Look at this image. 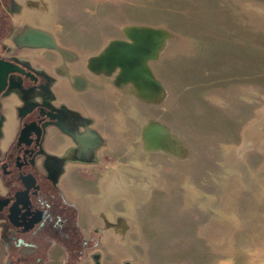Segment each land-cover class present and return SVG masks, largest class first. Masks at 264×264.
<instances>
[{
    "label": "rangeland",
    "instance_id": "rangeland-1",
    "mask_svg": "<svg viewBox=\"0 0 264 264\" xmlns=\"http://www.w3.org/2000/svg\"><path fill=\"white\" fill-rule=\"evenodd\" d=\"M64 1L54 26L63 35L67 24L78 43L75 31H88L95 46L109 25L166 33L152 61L164 86L159 104L144 103L142 114L121 93L134 123L117 126L129 141L104 184L108 200L117 196L101 206L124 223L116 259L216 264L222 252L233 264H264V0ZM51 3L40 5L52 20ZM119 35L106 32L101 47ZM99 51L85 52L78 71L86 72L82 57ZM138 93L154 100L159 88Z\"/></svg>",
    "mask_w": 264,
    "mask_h": 264
},
{
    "label": "flooded vegetation",
    "instance_id": "flooded-vegetation-1",
    "mask_svg": "<svg viewBox=\"0 0 264 264\" xmlns=\"http://www.w3.org/2000/svg\"><path fill=\"white\" fill-rule=\"evenodd\" d=\"M40 2L0 0V264H130L112 259L124 223L94 187L121 167L125 140L56 34L60 0L49 26Z\"/></svg>",
    "mask_w": 264,
    "mask_h": 264
},
{
    "label": "crops",
    "instance_id": "crops-1",
    "mask_svg": "<svg viewBox=\"0 0 264 264\" xmlns=\"http://www.w3.org/2000/svg\"><path fill=\"white\" fill-rule=\"evenodd\" d=\"M64 2H66V1L60 0L59 6H58L59 13L57 15H59L61 13L62 17L64 14L67 13L66 10H64V8H66L67 3L65 4ZM76 2H77L78 6H79V4H82V2H79L78 0H76ZM76 2L73 4L75 5ZM76 10H77V13H79L80 10H78V8ZM73 12H72V14H73ZM39 14L41 16L43 23H46L47 26L52 24L53 19L51 20V16L46 15L44 18L43 15L41 14V12ZM57 22H55V23H57ZM62 27L64 28V26H62ZM84 27H86V26H84ZM132 27L137 28L140 26L135 25ZM68 29L69 28L67 27V24H66L65 29L59 30L60 32H62L63 35H60V34L59 35L61 36L63 43H66V44H64V46H66V47L69 46L75 52V55L77 56L79 61L81 59L80 57L83 56V54H85V52H88V53L92 52V49L94 47L95 48L98 47L102 51L107 47V45L109 43H111L113 41H127V39L123 35L124 29H125L124 26H115L113 29L114 31H111V26L109 25L107 30L104 31L103 34L100 36L99 42L97 39V43L95 46H94V44L90 43V41H89V37H91V36H88V31H84V30L75 31L78 36H80L82 39H84V41L82 43H78V42H75V40H73L70 37ZM116 31L120 35L118 37L117 36H108L107 41H105V43L107 42L105 44L106 46L104 47V44H103V46L101 47V45H102L101 43H102V40L104 39V36L106 35V32L113 34V33H116ZM58 33L59 32L57 31V28H56V34H58ZM68 42H69V44L71 43V45L67 46ZM76 51H82V54H80L79 52H76ZM101 51L96 52L95 56L91 55V54L90 55L87 54L86 55L87 57H84V58L82 57V59H83L82 65H83V67L85 65L86 72L84 73V72L78 71V73L81 75H84V77H85V78H83V80H85L84 84H87V85L92 84L93 85L92 87L88 88L85 92H86L87 96L90 97L91 100L94 101L93 107L101 105L102 108L107 111V113L109 115L107 123L109 124V128H110V131L112 132L113 138H115V137H120V136H118L117 131H118V128H120L121 122H124L125 124H129V126L130 125L132 126V124L134 123L130 118H128L126 113L124 116L123 108H122L123 103H121L122 102L121 101L122 100L121 93L126 92V93L131 94L132 97L129 100V106L131 108H133V110L140 111L142 114H144L145 113L144 112V103L147 105V107L154 108L153 104L158 103L160 98H162V96L164 95V86L158 80V73H159L158 62L157 63L156 62L153 63L152 61L147 62V67H148L153 79L159 84V87H160L158 96L154 100L145 99L144 97L140 96V94L138 92L149 95V93H151L152 91H156V88H152V87H148V86L147 87L142 86L141 84L133 83V81H130V80H121L118 76V69L117 68L110 73H106L104 70H102V72H101L102 74L100 72L90 70L89 65L91 66L92 62L89 60L92 59L93 56L96 57ZM96 84H97V86H96ZM80 89H83V88H80ZM132 98H134V103L132 101L133 100ZM96 102H98L99 105L95 104ZM138 104L140 106V109H138ZM125 106H127V105H125ZM84 107H86L88 109V107H91V105H84ZM90 111H91V109H90ZM104 123H106V122H104ZM117 126H119V127L117 128ZM124 140H125V144L128 145V141H129L128 135L127 136L125 135ZM105 180H106V178H104L103 181H101L100 183L94 184V187L97 188L99 190V193L100 194L102 193V195H104V193L107 192L104 189ZM125 189H126L125 195H127L128 190H127V188H125ZM110 190H111V187H110ZM110 190H108V191H110ZM115 196H117V195L112 196L110 198V200H108V201H112L113 197H115ZM96 202H97V200H96ZM93 205L95 206V204H93ZM97 205H99L98 202H97ZM108 214L106 215L107 217H108ZM108 218H109V221L112 222V219H110L111 217H108ZM122 238H124L123 235L120 238L119 236H116L115 234H113L110 231V234H109V242H110L109 252L111 253L112 259L116 258V256H115L116 247L118 244L120 245ZM119 257L125 258L127 260V257L125 255L119 256ZM219 257L221 260L219 262H217L216 264H233L234 263L233 260L230 259V254L222 255V252H221ZM223 257H226L227 259L223 260Z\"/></svg>",
    "mask_w": 264,
    "mask_h": 264
},
{
    "label": "water",
    "instance_id": "water-1",
    "mask_svg": "<svg viewBox=\"0 0 264 264\" xmlns=\"http://www.w3.org/2000/svg\"><path fill=\"white\" fill-rule=\"evenodd\" d=\"M127 41H113L91 62L96 72L106 73L118 69L121 80H130L142 86L160 88L153 79L147 62L156 60L163 46L166 33L158 29L128 27L124 29Z\"/></svg>",
    "mask_w": 264,
    "mask_h": 264
},
{
    "label": "bare ground",
    "instance_id": "bare-ground-1",
    "mask_svg": "<svg viewBox=\"0 0 264 264\" xmlns=\"http://www.w3.org/2000/svg\"><path fill=\"white\" fill-rule=\"evenodd\" d=\"M248 130H249V129H247V131H248ZM247 131H246V132H247Z\"/></svg>",
    "mask_w": 264,
    "mask_h": 264
}]
</instances>
